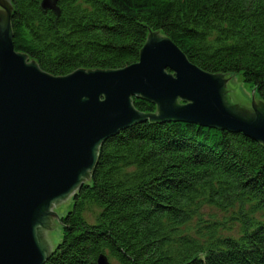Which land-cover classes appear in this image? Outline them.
<instances>
[{"label": "trees", "instance_id": "16d2710c", "mask_svg": "<svg viewBox=\"0 0 264 264\" xmlns=\"http://www.w3.org/2000/svg\"><path fill=\"white\" fill-rule=\"evenodd\" d=\"M0 1L16 50L53 76L134 65L158 33L207 73L243 75L264 104V0ZM61 226L46 264H264V146L195 124L135 125L102 145Z\"/></svg>", "mask_w": 264, "mask_h": 264}, {"label": "water", "instance_id": "95a60500", "mask_svg": "<svg viewBox=\"0 0 264 264\" xmlns=\"http://www.w3.org/2000/svg\"><path fill=\"white\" fill-rule=\"evenodd\" d=\"M7 6L0 1V264H46L102 145L121 131L179 122L264 146L256 90L249 97L234 75L203 71L166 36L152 33L139 62L126 68L56 77L16 50ZM134 98L157 111L141 113ZM98 264L110 263L102 255Z\"/></svg>", "mask_w": 264, "mask_h": 264}, {"label": "rangeland", "instance_id": "374dc122", "mask_svg": "<svg viewBox=\"0 0 264 264\" xmlns=\"http://www.w3.org/2000/svg\"><path fill=\"white\" fill-rule=\"evenodd\" d=\"M211 35V34H210ZM212 37L214 38V39H218V38H220V35L217 33V32H214V34L212 35ZM189 60V59H188ZM194 65V64H193ZM233 76V75H232ZM234 78H235V81H237V83H242V87H243V89H244V91H245V93H248V95H249V97H252V89H254V87L253 86H251V85H249V84H247V83H245V80H244V77H243V75H234ZM256 90V89H255ZM256 94H257V91H256ZM258 95V94H257ZM258 97H259V95H258ZM157 108V107H156ZM76 195V194H75ZM75 195H74V197H75ZM74 197H73V201H74ZM63 218V217H62ZM62 218H61V220H62ZM61 220H60V222H61ZM111 264H115V263H111Z\"/></svg>", "mask_w": 264, "mask_h": 264}, {"label": "bare ground", "instance_id": "6f19581e", "mask_svg": "<svg viewBox=\"0 0 264 264\" xmlns=\"http://www.w3.org/2000/svg\"><path fill=\"white\" fill-rule=\"evenodd\" d=\"M250 139V138H249ZM253 141V140H252ZM103 256H105V255H103ZM107 257V256H106ZM110 264H111V262H109Z\"/></svg>", "mask_w": 264, "mask_h": 264}]
</instances>
